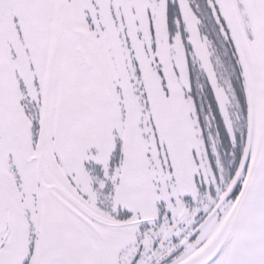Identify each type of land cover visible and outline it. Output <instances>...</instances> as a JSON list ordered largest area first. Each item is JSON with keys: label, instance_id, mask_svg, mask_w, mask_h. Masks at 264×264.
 <instances>
[{"label": "snow or ice", "instance_id": "obj_1", "mask_svg": "<svg viewBox=\"0 0 264 264\" xmlns=\"http://www.w3.org/2000/svg\"><path fill=\"white\" fill-rule=\"evenodd\" d=\"M0 264H264V0H0Z\"/></svg>", "mask_w": 264, "mask_h": 264}]
</instances>
